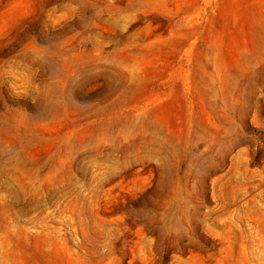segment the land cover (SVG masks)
Returning <instances> with one entry per match:
<instances>
[{"label":"rangeland","instance_id":"rangeland-1","mask_svg":"<svg viewBox=\"0 0 264 264\" xmlns=\"http://www.w3.org/2000/svg\"><path fill=\"white\" fill-rule=\"evenodd\" d=\"M0 264H264V0H0Z\"/></svg>","mask_w":264,"mask_h":264}]
</instances>
